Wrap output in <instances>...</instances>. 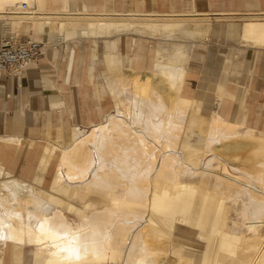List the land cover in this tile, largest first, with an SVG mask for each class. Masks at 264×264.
<instances>
[{
	"label": "bare ground",
	"instance_id": "1",
	"mask_svg": "<svg viewBox=\"0 0 264 264\" xmlns=\"http://www.w3.org/2000/svg\"><path fill=\"white\" fill-rule=\"evenodd\" d=\"M51 10L50 0H0V25L11 33L3 41L20 40L28 22L52 35L69 27L160 34L155 68L138 72L135 55L111 53L103 119L89 129L47 127L29 178L0 158V264L8 254L11 264H264V103L250 124L244 110L221 112L222 84L213 111L185 95L193 42L176 34L209 29L221 38L242 20L234 26L243 43L264 47V16Z\"/></svg>",
	"mask_w": 264,
	"mask_h": 264
},
{
	"label": "crops",
	"instance_id": "2",
	"mask_svg": "<svg viewBox=\"0 0 264 264\" xmlns=\"http://www.w3.org/2000/svg\"><path fill=\"white\" fill-rule=\"evenodd\" d=\"M66 1L64 3L63 0H50L53 4L51 13L59 15L74 11L82 12L87 5L91 9L90 12H100L103 17L107 15L105 17L114 18L139 13L153 16L179 13L190 15L195 11L194 15L200 13L212 16V13L217 12L221 15L216 16L226 17H234L237 16L236 14L264 16V0ZM65 4L74 10H61L60 8ZM237 23L240 22L230 21L227 35L221 38L214 37L208 28L206 35L185 34L183 31L176 33L178 37L193 42L186 63L182 91L192 98L198 95V92L205 91V96L214 105L210 109L213 111L217 108L219 100L215 89L222 84L226 94L220 108L221 112L232 118L244 110L246 121L251 124L256 116L260 115L261 105L264 103V67L258 63L252 65L247 60L236 65L238 63H234L231 56H227L225 61L216 66H212V63L203 64L206 55L205 40L213 39L221 42L234 40L243 43L242 32L237 29ZM25 25H29V31L25 32ZM37 31L31 23H24L16 37L21 39L22 35L26 34L30 39L45 42L44 55L27 67L21 75V80V76L18 79L10 76L8 81L0 84L6 87L4 92H0V158L16 175L26 178L31 177L38 161L39 144L45 141L47 127H55L60 122L80 127L79 123L72 124L73 119L78 122L84 121L91 126L103 119L105 113L111 109L112 100L102 90V83L108 76L105 70L107 56L111 53L133 54L134 69L138 72H149L155 68L161 37L160 34H136L133 31L119 30L107 34L95 32L88 34V29L78 27L59 30L57 35L50 34L52 33L50 30ZM0 35L8 37L11 33L4 31L0 25ZM84 41L88 42L85 46L82 45ZM243 44L257 48V61L261 59V54L264 53L261 49L264 47ZM92 51L96 52V57L102 55L95 58ZM241 87L244 89L241 90ZM239 97L241 100L238 99ZM80 98L85 100L91 98L94 107L83 110L80 106ZM12 110L13 115L10 113ZM2 128L8 132L7 135H2ZM31 140L37 142L36 146L30 147L27 144ZM4 260L2 264H11L9 254Z\"/></svg>",
	"mask_w": 264,
	"mask_h": 264
},
{
	"label": "rangeland",
	"instance_id": "3",
	"mask_svg": "<svg viewBox=\"0 0 264 264\" xmlns=\"http://www.w3.org/2000/svg\"><path fill=\"white\" fill-rule=\"evenodd\" d=\"M211 15L216 16V15H221V14L214 12ZM236 15L239 16L240 14H236ZM153 17H155V16H153ZM156 17H162V16H156ZM209 17H211V16H209ZM214 22L215 21L213 18L212 23H214ZM238 22H242V20H238ZM27 38H29L28 35H26V34L22 35L23 40H26ZM205 42H206L205 43L206 55H205V59L203 60V64L212 63L211 64L212 66H216L219 63L225 61L227 56H231L233 62L238 63L236 65H239L241 61L243 62V61L247 60L252 65H255L256 63H258L259 65L264 67V53L261 54L262 55L261 59L257 61V52H256L257 48H255V47H251V46L248 47V46L244 45L243 43H240V42H237L234 40L221 42V41H216L213 39H207V40H205ZM87 43L88 42L84 41V43L82 45L85 46ZM261 51L264 52V49H261ZM5 82L6 81H0V84H3ZM41 89H43V88H41ZM5 90H6V87L0 86V92H4ZM205 93H206L205 91H200V92H198V95L202 96V98L204 99L205 108L210 110L214 105L212 102H210L207 99V97L205 96ZM80 106L83 110L89 109V108L94 107V103L92 102L91 98H86V100L83 98H80ZM10 113H11V115H13L14 114L13 110ZM72 123L73 124L79 123V125L82 129H84V128L89 129L90 128V125H88L84 121L78 122L77 120L73 119ZM1 133H2V135L3 134L7 135L8 132L5 131L4 128H2ZM211 156H212V154L208 153V157H206L205 160H207Z\"/></svg>",
	"mask_w": 264,
	"mask_h": 264
},
{
	"label": "built area",
	"instance_id": "4",
	"mask_svg": "<svg viewBox=\"0 0 264 264\" xmlns=\"http://www.w3.org/2000/svg\"><path fill=\"white\" fill-rule=\"evenodd\" d=\"M28 6L27 2H23L22 8ZM3 39L0 36V81H8L10 76L18 79L28 64L38 61L44 55L45 42L21 38L12 43L4 42Z\"/></svg>",
	"mask_w": 264,
	"mask_h": 264
}]
</instances>
